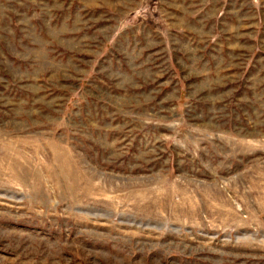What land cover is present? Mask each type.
Here are the masks:
<instances>
[{
  "label": "rangeland",
  "instance_id": "1",
  "mask_svg": "<svg viewBox=\"0 0 264 264\" xmlns=\"http://www.w3.org/2000/svg\"><path fill=\"white\" fill-rule=\"evenodd\" d=\"M0 264H264V0H0Z\"/></svg>",
  "mask_w": 264,
  "mask_h": 264
}]
</instances>
